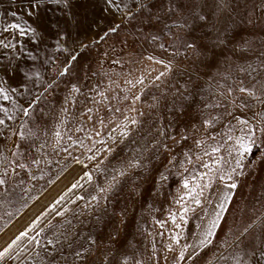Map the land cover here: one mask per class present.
Segmentation results:
<instances>
[{"label":"snow or ice","instance_id":"1","mask_svg":"<svg viewBox=\"0 0 264 264\" xmlns=\"http://www.w3.org/2000/svg\"><path fill=\"white\" fill-rule=\"evenodd\" d=\"M103 3L104 15L100 23L82 28L77 25L85 33L84 39H74L69 27L77 0H13L5 12L8 19L0 23V145L10 146V156L0 151V160L5 165L0 173V188H5L6 192L10 182L19 175L15 169L29 167V150L40 152L43 147L36 146L32 137L44 131L39 122L43 120L47 124L44 117L48 113L36 115V109L42 102H49L55 112L59 103L58 115H62L68 112L65 105L70 100L75 104L77 94L84 95L82 88L85 85L79 79L67 81L62 101L57 100L53 89L59 87L85 50L104 42L110 34H118L122 25L133 21L156 30L147 33V36L163 55H147L144 59L160 65L164 70L155 69L151 74L125 80L126 84L132 85L128 91L134 102L127 106V110L135 115L121 113L122 123L116 127L121 130L120 139H123L132 131L128 125L142 126L144 123L142 118L146 113L138 111L135 102L142 100V95L138 93H144L148 87L146 81L160 89L172 76L173 70L178 68L177 57H199L211 52L212 48L226 46L229 29L225 27L221 30L218 25L226 13L231 19L236 11L233 7L235 0H214L213 11L205 10L207 0H103ZM256 19L264 24V0L252 5L247 22L251 25ZM89 31H92V39L87 36ZM139 31V28L135 30L136 33ZM164 37L168 39L164 40ZM244 45L245 51L255 52L250 41L245 40ZM260 49L255 65L237 66L246 79L236 78L231 72L220 77L223 83L212 78L215 87L210 97L201 98L195 108L197 115L191 117L182 129L170 132L168 127L155 125V135L151 138L152 151L147 156L140 154L112 164L110 177L105 176L103 183L97 179L95 191L89 193L87 199L78 197L84 201V206L73 213L71 219L66 215V208L55 212L58 219L46 223L42 222V218L47 210L36 215L23 230L0 246V264H160L161 258L164 264H264V213L240 223L235 229H229L219 245L214 240L219 235L216 230L223 227L221 220L226 219V213L231 210L241 182L259 163H264V40ZM190 88H196L191 77L175 88L174 96L187 101L193 96ZM33 89L36 91L33 92ZM166 92L167 89L159 96H153V103L147 105V114L153 121L160 119L156 110L162 102L168 107ZM98 94L104 97L103 92ZM174 108L175 103L168 110ZM120 111L119 107L110 104L95 108L84 105L80 115H86V119L93 122L92 132L86 137L92 141L91 147L67 135L73 144L79 143L85 148L81 154L84 159L73 158V163L89 169H82L83 177L89 183L93 181L94 173L103 175L109 171L117 149L115 140L109 144L103 138V130L115 133L116 129L111 127L114 121H105L108 112ZM179 111L181 115L187 114L183 106ZM30 117L36 131L25 126ZM63 123L61 119L55 125L54 148L64 138L58 130ZM26 141H31L27 148ZM169 141L171 145H179L183 151L173 155ZM181 141L184 143L181 144ZM255 152L259 156L251 159ZM152 160L157 161L159 166H153ZM40 162L32 156L31 164L38 165ZM197 165L204 171L197 172ZM9 168L13 170L11 175ZM172 169H177L175 175L180 177L176 195L172 196L166 209L172 227L167 228L166 220L154 218L153 222L173 234L164 242L162 254L152 242L151 250L141 255L138 242L134 244L125 235V209H117L112 197L125 181H130L128 190L132 195L140 194L138 180L149 183L154 191H161L173 175ZM134 174L138 180L130 179ZM29 178L36 179L34 174H30ZM78 186L79 181L73 184V187ZM213 189L218 192L214 217L195 243L182 242L181 229L188 222V213L197 209L203 211L205 191L208 190L211 195ZM261 191L264 195V184ZM21 207H27V202H22ZM148 207L151 209V205ZM85 216L87 221L81 219ZM103 227H110V231L102 236ZM3 231L0 228V232ZM209 246L223 248L229 255L213 254V260H201Z\"/></svg>","mask_w":264,"mask_h":264},{"label":"rangeland","instance_id":"2","mask_svg":"<svg viewBox=\"0 0 264 264\" xmlns=\"http://www.w3.org/2000/svg\"><path fill=\"white\" fill-rule=\"evenodd\" d=\"M12 2L13 0H0V23L8 19L5 12L9 10ZM259 3L260 0H235L233 7L236 8V11L232 13L231 19H229L227 13L221 18L218 28L223 30L228 27L229 29L226 46L212 48L211 52H206L199 57L195 55L187 59L183 56L177 57L178 68L173 70L172 76L166 79L160 89L152 87L151 83L146 81L148 87L144 93H138L142 95V100L135 102L137 110L146 113L142 118L144 123L142 126L128 125L129 128H132V131L128 137L123 139H120L121 130L116 127L117 124L122 123L121 113L135 115V113H129L127 110V106L133 105L134 102L131 100L128 91V89H132V85L126 84L125 80H132L142 74H151L155 69L164 70L160 65L144 59L147 55H163L147 36V33L156 30L149 25L141 26L138 22L133 21L131 24L122 25L118 34H110L104 42L85 50L77 64L72 67L71 72L60 82L59 87L53 89L54 96L58 101H62L67 81L75 82L79 79L85 85L82 88L84 95L77 94L78 100L75 104L70 100L65 105L68 112L62 115H58L59 103L55 106V112H53L51 103H41V106L36 109V115L47 112L48 115L44 117L47 124H44L43 120L39 122L44 131L37 132L32 140L35 141L36 146L43 145V147L40 152H35L34 149L29 150V167L23 170L15 169L19 175L15 176L7 186V192L5 188H0V228L4 229L3 232H0V246H3L6 241H9L10 238L23 230L27 223L42 211L47 210L45 217L42 218L44 223L58 219L55 212L64 208L68 210L66 215L71 219L73 213L84 206V201L79 200L78 197L84 196L87 199L88 194L95 191L94 186L97 179L99 183H103L105 176L110 177L112 175L110 171L112 164H116L119 159L131 158L140 154L147 156L152 151L151 138L155 135V125L168 127L171 132L173 129H182L184 124L189 123L190 118L197 115L195 108L201 98L210 97L215 87L213 77L216 81L223 83L220 77L227 72H231L236 78L246 79L244 74L238 71L237 66L247 67L249 63L255 65L261 50V41L264 40V24H261L259 19H256L255 23L251 25L247 22V17L252 12V5H258ZM207 4L208 7L205 10L213 11L215 7L214 0H207ZM103 6V0H77L74 16L69 22L71 35L74 39L85 38V33L79 30L77 25L82 28L93 23H100L104 15ZM256 16H259L258 11ZM137 28L140 29L138 33L135 32ZM92 35V31L87 33L89 39H92ZM167 39L168 37H164V40ZM245 40L252 43L255 52L244 50ZM171 51L169 49V53ZM49 52L51 54L52 50L50 49ZM212 53H215V55H212ZM113 61L119 62L113 63ZM218 73L220 75H217ZM189 77L194 80L196 88L189 89L193 96L185 101L174 96V91L175 88L184 84ZM165 89H167L166 102L168 107L162 102L159 109L156 110V115L160 119L153 121L152 117L147 114L149 111L147 105L153 103V96H159ZM35 91L36 89H33V92ZM101 92L104 93V97L98 94ZM124 97H128V99L125 100ZM93 102H99V104L94 105ZM173 103L176 104V108L169 111L168 109ZM85 104L90 108L110 104L113 107H119L121 110L120 112L107 113L105 122L114 121L111 127L116 129L115 133L107 131V129L103 130V138L109 144L115 140L117 149L109 165V171L103 175L94 173V179L91 183L83 177V165L73 163V158L84 159L81 154L85 151V148L79 143L73 144L67 139V135H71L74 140H82L85 146L91 147L92 141L86 137L92 132L93 122L88 121L86 115L84 117L80 115ZM189 105H191V108H189ZM181 106L187 109V114L181 115L179 111ZM103 114L102 112L101 115ZM61 119L64 123L60 125L58 130L64 138L61 139L60 145L54 148L52 145L55 142L54 133L57 130L55 125ZM32 120L31 117L27 118L25 121L26 128L33 127V124L30 123ZM78 128H83V130H78ZM96 128L99 129L98 124ZM33 131H36L34 127ZM177 140H179V136H177ZM29 143L31 141L25 142V148ZM180 143L183 144L184 142L181 141ZM191 143L192 141L189 140L188 144L191 145ZM169 144L173 155H177L178 151H183L179 148V145H171L170 141ZM64 149L67 151H64ZM0 151H4L6 155L10 156L9 145H0ZM197 154L199 155L198 152ZM32 156L40 159V164H31ZM257 156H259V153L255 152L251 159H256ZM20 162L23 163L24 160ZM85 163L89 162L85 161ZM152 165L159 166V163L152 160ZM4 167V162L0 160V173H2ZM196 169L197 172L204 171L199 165L196 166ZM83 170L87 171L89 169ZM12 171L9 168V175L12 174ZM176 171L177 169H172L173 175L170 176L161 191H154L149 183L139 181L134 174L130 179L138 180L140 194L132 195L128 190L130 181H125L124 186L117 190L112 197L113 204L117 209H125L124 220L127 225L124 228L125 235L134 244L138 242L141 255H144L146 250H151L152 242L156 243L158 252L162 254L164 242L169 240L173 234L153 221L154 218L166 220L167 228L172 227L166 209L171 203L172 196L176 195L177 185L179 184L180 177L175 175ZM30 174H34L36 179H30ZM77 181H79V186L73 187V184ZM262 184H264V163H259L251 175L243 180L237 189L235 199L231 203V210L226 213V219L221 220L222 229L218 228L216 230L219 233L218 237L214 238L216 245H219L220 241L225 238V234L228 233L229 229H235L240 223L247 222L264 213ZM211 192L210 195L208 190L205 191L206 200L202 205L203 211L197 209L195 212L188 213V222L181 229L183 233L182 242L187 240L190 243H195L207 227L208 222L214 217L218 192L216 189L211 190ZM21 197H23V200ZM25 201L27 207L22 208L21 203ZM149 205H151V209H149ZM81 219L87 221L88 217H81ZM108 231H110V227H103L100 235L103 236ZM192 233L196 235L193 236ZM221 253L225 256L229 255V252L223 248L209 246L201 260L211 261L213 260V254L219 256ZM160 264H164L162 258Z\"/></svg>","mask_w":264,"mask_h":264}]
</instances>
